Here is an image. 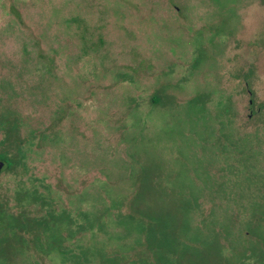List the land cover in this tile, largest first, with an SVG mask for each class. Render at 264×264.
I'll return each mask as SVG.
<instances>
[{
    "label": "rangeland",
    "instance_id": "374dc122",
    "mask_svg": "<svg viewBox=\"0 0 264 264\" xmlns=\"http://www.w3.org/2000/svg\"><path fill=\"white\" fill-rule=\"evenodd\" d=\"M4 117L23 157L2 164L0 199L28 216L67 210L62 234L77 230L64 244L83 249L63 260L35 239L10 264H100L132 243L116 237L128 227L160 232L175 264L196 261L202 240L239 264L234 236L259 215L233 201L246 176L264 195V0H0V152L13 157ZM227 213L239 234L208 242Z\"/></svg>",
    "mask_w": 264,
    "mask_h": 264
},
{
    "label": "trees",
    "instance_id": "16d2710c",
    "mask_svg": "<svg viewBox=\"0 0 264 264\" xmlns=\"http://www.w3.org/2000/svg\"><path fill=\"white\" fill-rule=\"evenodd\" d=\"M1 120L5 121V131L6 134L4 136V140L8 141L9 143H12L15 146L16 153H13L12 156L10 157L4 152H0V161L4 163L5 167H13L15 164L20 163V159L23 157V153L21 152V148H19L20 143L22 142V139L18 136L17 133H14V122L12 120H9L8 118L5 119L1 118ZM246 147V145H244ZM249 147V145H247ZM242 153V151H241ZM21 156V157H20ZM212 157H210L208 160L210 161ZM194 165V164H193ZM193 166L192 169L195 170ZM199 168V173H196L194 177H199L200 175L204 176V179L208 178L209 174L206 172V169H204L202 166H198ZM185 169V168H184ZM186 171V170H185ZM243 178V177H242ZM245 180V186H241V192H247V196L244 197L241 194V200L239 201L238 199L234 200L233 202L235 204H241V211L246 212L248 216L251 217H257L256 214L259 215V218L257 219V223H254L253 220H250L249 222L245 223V219H241V238L239 235L234 236L235 234H239L237 232L236 226L240 223L238 222L237 216L238 213L234 214L236 218H234V222L231 224V221L229 220L228 213L223 214L222 217H220L222 220H217L219 227H215L216 229V234L215 232L213 233L212 230H205L207 233H204V236H206L208 242L210 241L213 236L214 238H219L220 234H224V229L223 228H228L229 229V235L234 236L237 238L239 241L237 242L238 249L241 248V250H237L236 247L235 249L237 250V255L235 258L239 261H241L239 264H255V263H260L264 264V231H255L253 230V226L260 223L261 220H264V195L261 194L262 198L257 199V197H254L253 194H251V191L248 190L250 188V184L255 181L251 182L250 178L244 177ZM184 181L187 184V182H191L190 184L187 185H193L195 183L193 181L192 176H189L188 173L186 172V175L184 176ZM209 181V186L208 189H213L214 184L211 182V180H205ZM258 181V180H257ZM256 181V183H257ZM220 182H218L219 184ZM137 184H140L137 183ZM135 184V189L133 190V195L135 196L138 194V192L141 190V186ZM217 184V185H218ZM197 185V184H196ZM262 186H264V182H262ZM188 189V188H187ZM190 190V189H188ZM222 189H214V191H218ZM34 194V193H33ZM39 193H35V198L40 199L41 203H44V201L39 197ZM187 197V196H184ZM246 199V200H245ZM226 200V199H225ZM232 202V203H233ZM5 202L0 199V243L4 246L0 248V256L5 257V262L8 264L11 263L12 259L15 262L17 260L15 257L10 256V252L15 250V246H19L17 248V251L24 252L26 255V251H32L31 247L28 246V242L32 240H37L39 245L44 244L48 249L55 250V252H58L61 256L62 259L68 257L69 260L75 259L77 256H81L82 253V248L77 247H71V245L64 244V240L66 239L65 237H71L72 236V231L76 229V226H72V228H67L65 230V233L67 234H62L63 231L61 229V222L67 221L66 225L69 223H73L74 218L70 217L67 210L65 209H60V213L58 212H52V208L50 207L48 210L44 209V214L43 216H28L24 212H12L8 210L7 206L4 204ZM189 210V209H188ZM214 214V211L216 210H211ZM21 212L24 214V216H21ZM129 220H135V216L129 217L131 214L126 213L125 214ZM85 216V215H84ZM131 218V219H130ZM157 218V217H156ZM187 218L184 219V221ZM227 219V224L225 223ZM252 219V218H251ZM213 221V220H212ZM259 221V222H258ZM4 222V224H3ZM135 224V223H133ZM231 224V225H230ZM3 225H5L3 227ZM252 226V227H251ZM2 227L4 229H2ZM251 227V228H249ZM65 228V227H64ZM63 228V229H64ZM221 229V230H220ZM1 230L3 231V235L1 234ZM62 231V232H61ZM234 231H236L234 233ZM245 231V232H244ZM23 233L28 234V236H24ZM78 232V231H77ZM123 234L116 235L118 238H123L125 235L129 236L132 240L131 244H127V242H122L120 243V246L124 249H121L120 251L116 249V251H107L106 249L103 251L102 258H100L101 262L100 264H161L158 263L159 261H162V264H175V260H173L174 255H180L179 252H174L171 250H165L162 249L163 247L160 246V238L161 234L160 232H154L153 235L150 234L148 237H141L139 235L141 234H135L133 232V229L131 227H128L126 231L123 232ZM251 233L256 235V238L253 241H251ZM246 236H245V235ZM2 235V236H1ZM171 240H167L169 243L176 242V239L174 238V233L170 234ZM114 235H110V239H112ZM114 237V239H117ZM200 241V240H199ZM205 242L203 240L200 242L201 246V251L199 252V257L197 258L196 261H193L190 263L188 261L186 264H236L228 261V257L225 255L226 252L229 253L228 251L223 250L221 254L216 253V251H213V253H209L208 250H203V245ZM217 244H220V242H216ZM232 246V245H231ZM89 246H87L88 248ZM156 247V248H155ZM233 247V246H232ZM234 248V247H233ZM91 249V246L90 248ZM155 249H158L156 251ZM38 250V249H37ZM131 251L134 252L133 255H131ZM231 251V248H230ZM33 252V251H32ZM225 252V253H224ZM234 252L231 251V254ZM174 254V255H173ZM10 256V257H9ZM206 256V257H204ZM155 259L156 262H153ZM36 264H40V261L38 259L34 260ZM175 261V262H174ZM33 262V261H32ZM3 264H7L2 262Z\"/></svg>",
    "mask_w": 264,
    "mask_h": 264
},
{
    "label": "water",
    "instance_id": "95a60500",
    "mask_svg": "<svg viewBox=\"0 0 264 264\" xmlns=\"http://www.w3.org/2000/svg\"><path fill=\"white\" fill-rule=\"evenodd\" d=\"M2 164H3V162H2V161H0V168H1Z\"/></svg>",
    "mask_w": 264,
    "mask_h": 264
}]
</instances>
